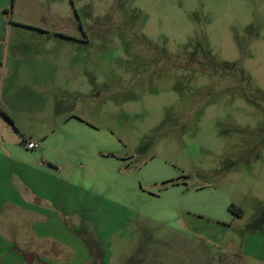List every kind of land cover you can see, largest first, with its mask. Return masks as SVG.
<instances>
[{"label":"rangeland","instance_id":"374dc122","mask_svg":"<svg viewBox=\"0 0 264 264\" xmlns=\"http://www.w3.org/2000/svg\"><path fill=\"white\" fill-rule=\"evenodd\" d=\"M20 16L62 67L58 117L79 103L121 189L120 208L74 195L0 227L20 264H264V0H16ZM227 205L242 216L219 224Z\"/></svg>","mask_w":264,"mask_h":264},{"label":"crops","instance_id":"0c3cea01","mask_svg":"<svg viewBox=\"0 0 264 264\" xmlns=\"http://www.w3.org/2000/svg\"><path fill=\"white\" fill-rule=\"evenodd\" d=\"M15 4L16 0H0V227L19 228L30 220L35 226L42 210L71 209L74 195L96 197L101 210L105 205L108 209L120 208L121 189L115 183L119 170L112 154L103 152L93 138L94 126L77 115L79 103L72 112L58 117L62 101L56 93L62 67L54 57L46 30L26 25L31 23L22 16L15 19ZM47 12L50 8L44 7L40 13ZM56 36L78 42L65 35ZM62 91L66 92L64 88ZM71 92L82 94L79 90ZM62 127L65 132L57 135ZM28 143L36 147L30 150ZM230 206L227 214L213 216L219 224L229 222L230 214L235 217ZM121 225L101 220L102 232L111 228V233H118ZM31 236L33 242L36 237L40 243L39 229H33ZM0 242L16 244L9 251L20 264L19 238L8 240L0 231ZM32 250L33 256L41 252L39 245Z\"/></svg>","mask_w":264,"mask_h":264},{"label":"trees","instance_id":"16d2710c","mask_svg":"<svg viewBox=\"0 0 264 264\" xmlns=\"http://www.w3.org/2000/svg\"><path fill=\"white\" fill-rule=\"evenodd\" d=\"M2 114L4 115L5 118H7L10 121V119L7 117V115L5 113H2ZM229 209H230V212L231 213H234L235 214L236 207L234 205H231ZM235 215L238 216V217H241L242 216V212H240L238 214L236 213Z\"/></svg>","mask_w":264,"mask_h":264},{"label":"built area","instance_id":"2783aa9c","mask_svg":"<svg viewBox=\"0 0 264 264\" xmlns=\"http://www.w3.org/2000/svg\"><path fill=\"white\" fill-rule=\"evenodd\" d=\"M35 147H36L35 143H28L27 144V148L30 150L34 149Z\"/></svg>","mask_w":264,"mask_h":264}]
</instances>
